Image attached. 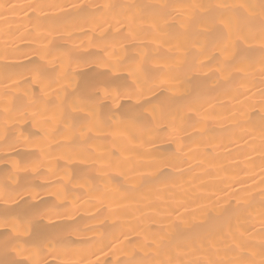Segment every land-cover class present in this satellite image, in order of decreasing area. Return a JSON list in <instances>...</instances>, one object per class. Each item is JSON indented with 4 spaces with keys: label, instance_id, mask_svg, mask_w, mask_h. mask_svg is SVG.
Returning a JSON list of instances; mask_svg holds the SVG:
<instances>
[{
    "label": "bare ground",
    "instance_id": "1",
    "mask_svg": "<svg viewBox=\"0 0 264 264\" xmlns=\"http://www.w3.org/2000/svg\"><path fill=\"white\" fill-rule=\"evenodd\" d=\"M0 264H264V0H0Z\"/></svg>",
    "mask_w": 264,
    "mask_h": 264
}]
</instances>
